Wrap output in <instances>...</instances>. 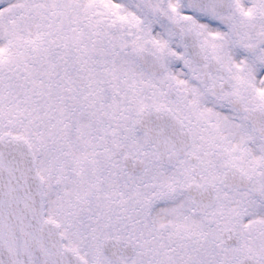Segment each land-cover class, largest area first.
Segmentation results:
<instances>
[{"label":"snow or ice","instance_id":"6c2138e0","mask_svg":"<svg viewBox=\"0 0 264 264\" xmlns=\"http://www.w3.org/2000/svg\"><path fill=\"white\" fill-rule=\"evenodd\" d=\"M0 264H264V0H0Z\"/></svg>","mask_w":264,"mask_h":264}]
</instances>
